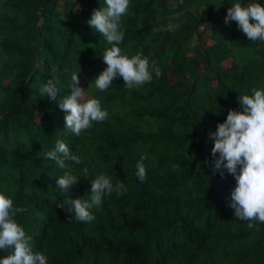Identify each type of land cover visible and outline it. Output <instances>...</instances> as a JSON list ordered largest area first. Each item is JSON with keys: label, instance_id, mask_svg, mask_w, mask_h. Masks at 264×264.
Masks as SVG:
<instances>
[{"label": "trees", "instance_id": "1", "mask_svg": "<svg viewBox=\"0 0 264 264\" xmlns=\"http://www.w3.org/2000/svg\"><path fill=\"white\" fill-rule=\"evenodd\" d=\"M240 1L0 0V264H264Z\"/></svg>", "mask_w": 264, "mask_h": 264}, {"label": "rangeland", "instance_id": "2", "mask_svg": "<svg viewBox=\"0 0 264 264\" xmlns=\"http://www.w3.org/2000/svg\"><path fill=\"white\" fill-rule=\"evenodd\" d=\"M241 1H243V0H241ZM240 1V2H241ZM250 1H255L256 2V4L259 6V7H264V0H250ZM238 2H239V0H238ZM214 15H216V13H214ZM204 41H205V43H209V40L208 39H204ZM231 59V57H228L226 60L228 61V60H230ZM225 63V62H224ZM81 86H82V83L80 84ZM79 97H82V96H84V92H83V90H82V88L80 87V89H79V93L77 94ZM220 142H219V144H218V146L219 147H230V143L227 141V139H226V137L225 136H222L220 139Z\"/></svg>", "mask_w": 264, "mask_h": 264}]
</instances>
